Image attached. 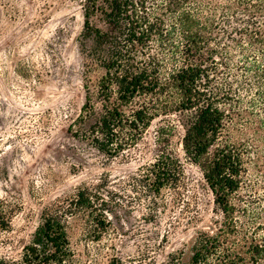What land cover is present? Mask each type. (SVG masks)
Listing matches in <instances>:
<instances>
[{"label":"trees","instance_id":"1","mask_svg":"<svg viewBox=\"0 0 264 264\" xmlns=\"http://www.w3.org/2000/svg\"><path fill=\"white\" fill-rule=\"evenodd\" d=\"M83 1L84 37L102 70L99 112L85 87L82 111L93 116L86 139L115 158L159 111L183 113L182 151L200 168L222 217L216 231L197 235L186 264H264V209L250 208L252 199L239 194L252 191L246 166L260 148L226 140L231 126L264 133V0ZM95 14L104 31L90 25ZM181 177L180 162L166 150L125 185L140 199L157 198L163 188L177 189ZM80 211L105 232V199L82 187L43 214L18 263L0 264H73L65 217Z\"/></svg>","mask_w":264,"mask_h":264},{"label":"rangeland","instance_id":"2","mask_svg":"<svg viewBox=\"0 0 264 264\" xmlns=\"http://www.w3.org/2000/svg\"><path fill=\"white\" fill-rule=\"evenodd\" d=\"M83 4L0 0V259L18 263L43 214L87 187L105 199L108 224L103 232L86 211L65 217L73 264H173L178 258L186 264L197 235L216 231L222 217L200 168L182 151L185 115L172 106L159 111L141 139L115 158L91 146L84 132L93 116L82 106L86 87L99 112L102 70L84 37ZM90 25L106 29L97 14ZM252 129L231 126L225 139L260 148L246 166L252 191L239 194L263 211L264 140L254 139L264 133ZM166 150L181 165L177 189L138 198L125 184Z\"/></svg>","mask_w":264,"mask_h":264}]
</instances>
